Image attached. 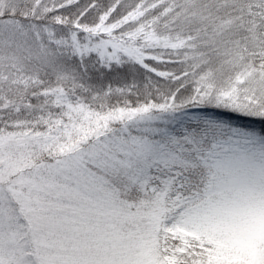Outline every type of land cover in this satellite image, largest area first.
I'll use <instances>...</instances> for the list:
<instances>
[{"label":"snow or ice","instance_id":"6c2138e0","mask_svg":"<svg viewBox=\"0 0 264 264\" xmlns=\"http://www.w3.org/2000/svg\"><path fill=\"white\" fill-rule=\"evenodd\" d=\"M0 264H264V0H0Z\"/></svg>","mask_w":264,"mask_h":264}]
</instances>
